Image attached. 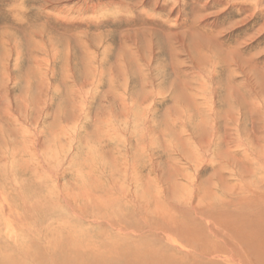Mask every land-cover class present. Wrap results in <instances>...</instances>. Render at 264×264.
<instances>
[{"label": "rangeland", "instance_id": "rangeland-1", "mask_svg": "<svg viewBox=\"0 0 264 264\" xmlns=\"http://www.w3.org/2000/svg\"><path fill=\"white\" fill-rule=\"evenodd\" d=\"M261 193L264 0H0L2 255L225 240Z\"/></svg>", "mask_w": 264, "mask_h": 264}, {"label": "bare ground", "instance_id": "bare-ground-1", "mask_svg": "<svg viewBox=\"0 0 264 264\" xmlns=\"http://www.w3.org/2000/svg\"><path fill=\"white\" fill-rule=\"evenodd\" d=\"M253 196L246 199L243 197V201L240 203L253 211H248V214L240 215L239 213L236 215L239 219L238 221L235 219V221L242 224L244 229L236 228L237 230L230 236L226 231H223V234L227 236L225 240L218 238V231L223 227H218L219 229L215 230L212 227L214 225L211 224L213 230L211 227H207V224L208 234H205L202 229L203 235L201 230H199L201 235L198 232V235L190 234L191 229L187 230L189 233L184 230V234L180 232L181 236L190 237V241L183 246L176 245L174 236L179 232V229L173 226L175 225V220H173V223L170 222L172 224L168 223L172 226H167L161 233L151 234L156 237L155 242L147 241V236L140 231H128L121 235L123 239L131 242L130 245L124 244L127 241H121V243L118 242V246L113 247V250L110 246L109 249L102 251L101 247L97 250L96 246H89L91 244H74L63 240L60 244L54 239L52 243L47 241L48 244H36L38 253L30 252V247L29 250L21 251V254L2 255L0 253V264H264V194H257L254 196L255 198ZM241 219L243 220L241 221ZM177 224L181 225L180 222ZM186 226L191 228V225ZM160 240L164 241L165 245ZM199 244H202L203 247L195 249ZM65 250L66 256L63 255ZM66 260L69 262L66 263Z\"/></svg>", "mask_w": 264, "mask_h": 264}]
</instances>
